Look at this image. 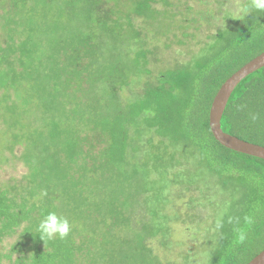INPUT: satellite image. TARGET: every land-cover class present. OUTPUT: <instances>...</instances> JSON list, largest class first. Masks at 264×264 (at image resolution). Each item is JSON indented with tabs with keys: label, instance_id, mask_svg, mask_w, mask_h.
Listing matches in <instances>:
<instances>
[{
	"label": "trees",
	"instance_id": "trees-1",
	"mask_svg": "<svg viewBox=\"0 0 264 264\" xmlns=\"http://www.w3.org/2000/svg\"><path fill=\"white\" fill-rule=\"evenodd\" d=\"M177 1L12 0L0 39V125L12 124L16 141L0 164L25 173L0 182V245L12 239L2 255L10 264H248L264 251V159L227 148L210 127L221 86L264 52V12L249 11L247 0L243 19L188 64L168 68L152 40L166 26L172 34ZM138 72L158 81L134 89ZM126 91L136 98L123 100ZM15 126L35 132L23 151ZM222 127L264 145V67L236 87ZM149 147L160 149V164H186L173 180L180 190L206 198L218 185L228 195L218 221L193 218L202 248L174 244L180 216L165 208L172 181L144 172ZM190 151L193 164L183 158ZM48 212L69 221L66 238H39Z\"/></svg>",
	"mask_w": 264,
	"mask_h": 264
},
{
	"label": "rangeland",
	"instance_id": "rangeland-1",
	"mask_svg": "<svg viewBox=\"0 0 264 264\" xmlns=\"http://www.w3.org/2000/svg\"><path fill=\"white\" fill-rule=\"evenodd\" d=\"M246 1L247 0H178L176 2L177 7H170L175 15L173 20L175 26L172 34L169 32L168 26H166V29L165 27L164 29L167 30L168 33L164 31V35H158V32H156L157 37L152 40V45L157 47L159 53V55H157V61L168 68H173L170 66L176 65V63L188 64L191 62L193 58L197 56L198 50V54L201 55V48L205 49L212 44L213 36H217L221 32H226L228 28L227 24L232 25V20H241L245 17V14L247 13L245 5ZM159 5L160 9L165 10V6H163L162 3H158V6ZM248 7V10L251 11L252 6L249 5ZM13 10L14 6L12 0H0V39L4 38L5 28L3 25L6 24L3 21V15L8 11L14 12ZM237 27H239V25H237ZM184 32L187 33V35H183ZM47 33L50 40L53 41L52 33L48 31ZM22 37L24 38L23 34ZM214 38L217 41V37ZM151 64L152 63H148L146 65L147 68H149ZM142 68H145V66ZM148 79H151L154 82L158 81L157 77L154 75H147L138 72L135 77H132V80L135 82L132 87L136 89ZM128 95L129 100L132 101L136 98L137 93L126 91V93L122 94V99L126 100ZM62 106L64 107V105ZM6 108L7 107H5V109ZM50 114H54L53 116L60 115L54 112ZM69 121L71 120L68 117L64 119V122L67 124ZM12 128V124H8L7 126L0 125V160L6 155H9L7 149L16 141V138L12 135ZM15 130L19 134V147L21 148H19V150L23 151L24 147L27 148L34 138L35 132L30 126L25 130L20 126H15ZM159 144L160 137H156L155 145ZM162 146L164 145L162 144ZM159 150L160 149L156 147L155 151H153L152 148L149 147L146 151L145 158L141 162V167L149 177L152 176V171H156V177L151 178L157 183L167 184L169 183V180L172 181V185L169 187V194H171L169 206L168 208L165 206V208L169 210L168 212H170L171 216H175L173 211L177 212L180 216V220L172 224V240L174 244L180 242L185 244L186 247H190L192 250H194V248H202L201 244L206 243L200 232L202 227H196L197 221L193 218L201 215L218 221L220 214L226 209L225 200H227L228 195L225 196L222 191L220 192L218 190V185L216 188L213 186V193L206 192V198H202L200 191L193 188H182V190H180L179 181L173 183V180L176 179V174L179 171H185L186 164L181 167H171V161H168L167 163L165 162L164 164L156 162L153 156L157 155L160 157L158 153ZM171 152H175V148H172ZM183 158L188 162L190 161L191 164L195 161L191 157V151L183 154ZM200 170L201 169L197 167V174L201 178H204L205 175L201 174ZM24 173L25 166H14L7 163L0 164V182L3 184H7L11 180L20 178ZM154 193H157L156 189L154 190ZM209 200H213L214 204L209 205L207 203ZM11 240L12 239H8L7 242L0 245V264H10L9 259L3 258L2 255L3 253L6 254L9 252V244ZM173 246H171L170 257L176 259L174 256L175 253L172 252ZM159 252L163 257L164 254L161 249H159ZM199 256L202 260L203 256Z\"/></svg>",
	"mask_w": 264,
	"mask_h": 264
},
{
	"label": "water",
	"instance_id": "water-1",
	"mask_svg": "<svg viewBox=\"0 0 264 264\" xmlns=\"http://www.w3.org/2000/svg\"><path fill=\"white\" fill-rule=\"evenodd\" d=\"M264 67V52L249 61L235 72L221 86L213 100L210 110V127L214 137L227 148L237 152L264 159V145L254 143L226 132L222 127V118L229 100L239 85L247 76ZM248 264H264V251L254 257Z\"/></svg>",
	"mask_w": 264,
	"mask_h": 264
},
{
	"label": "clouds",
	"instance_id": "clouds-1",
	"mask_svg": "<svg viewBox=\"0 0 264 264\" xmlns=\"http://www.w3.org/2000/svg\"><path fill=\"white\" fill-rule=\"evenodd\" d=\"M251 6L257 11L264 12V0H252ZM70 230L69 221L58 216L55 212H48L44 215L36 227L39 238L44 241L54 239L57 236L64 239L68 236Z\"/></svg>",
	"mask_w": 264,
	"mask_h": 264
}]
</instances>
